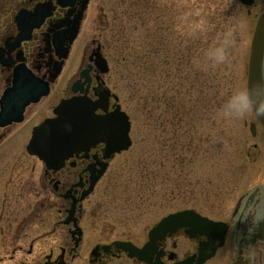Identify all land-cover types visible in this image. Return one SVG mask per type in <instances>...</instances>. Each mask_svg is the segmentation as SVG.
Here are the masks:
<instances>
[{"label":"flooded vegetation","instance_id":"af4514ba","mask_svg":"<svg viewBox=\"0 0 264 264\" xmlns=\"http://www.w3.org/2000/svg\"><path fill=\"white\" fill-rule=\"evenodd\" d=\"M95 1L0 0V264H264V52L261 86L252 94L258 113L248 91L250 51L259 23L264 27V0H226L230 13L240 16L234 49L244 45L246 54L243 152L231 166L237 177L224 192L228 200L202 214L223 223L224 236L220 239L215 228L203 233L192 215L149 247L154 226L134 233L111 223L110 186L121 154L105 159L106 145L99 143L56 168L53 157L48 163L38 154L39 143H31L34 130L56 118L57 105L75 95L77 81L82 85L76 95L93 101L107 85L90 59L95 49L103 54L97 37L82 49L74 68L70 55L59 58L76 47L79 38L70 43L73 27L79 25V37L88 29ZM261 42L264 49V28ZM85 68L90 82L80 76ZM211 89L214 95V81ZM116 104L111 97L108 110L96 113L113 112ZM104 164L106 172L87 195ZM189 209L201 212L196 205L174 212ZM126 243L143 251L136 255Z\"/></svg>","mask_w":264,"mask_h":264},{"label":"rangeland","instance_id":"374dc122","mask_svg":"<svg viewBox=\"0 0 264 264\" xmlns=\"http://www.w3.org/2000/svg\"><path fill=\"white\" fill-rule=\"evenodd\" d=\"M180 1L183 0H176V2L163 0L156 4L147 3L140 10L139 5L136 8L132 4L131 29L139 39L142 40L143 38V34L141 35L142 26L146 30L148 22H143L146 18L145 11L150 14L155 11L158 14L161 12L166 20L164 30L168 36L166 45L170 40L173 44L179 41L183 49H192L191 58L189 59L187 56L185 58L187 63L190 62V68L193 72L191 79L195 83L196 81L197 83L201 82V85L204 83L200 93L192 92L190 103H188L187 96L181 93L180 103H183L181 110H186L181 117L182 127L178 135L181 133L191 136L193 156L189 154L186 158L187 161L179 166L176 162L172 164L170 160L171 158L175 161L177 156L176 152L170 148L169 140L166 142L165 133L158 131L155 133L150 126L147 129L145 126L141 127V120L144 117L139 119L134 117L133 119V115L130 113L133 145L128 152L118 157L117 169H115L117 174L112 180V186H110V196L111 223H118L117 225L121 230H129L134 233H142L163 216L186 206L196 205L203 214H208L210 207L215 209L222 207L228 200L224 192L229 186V182L237 177L231 174V166L241 160L243 152V113H237V110L242 109L244 111L245 109L241 103V97L246 76V54L244 45L238 47L237 51L234 49L240 16L237 14L231 18L226 16L230 9V3L226 0H216L217 3L215 4L221 11L222 42L225 37L222 63L218 65L215 63L216 56L214 58V54L209 52L208 22L207 18L203 17L205 15L201 5L193 3L191 10L196 12L197 17L190 18L184 11L185 4L180 3ZM93 5L96 10L89 15L86 25L88 29L82 32L73 50L69 62L72 68L77 65L81 58L82 49L85 45L89 44L91 38L98 35L94 29L98 21L96 16L99 7H105L110 17V27L113 25V20L115 22L117 15L120 17V6L124 5L125 10L128 8L126 4H119V0H96ZM100 15L102 17V12ZM184 18L186 21L183 20ZM181 19L183 20L182 25ZM98 25L102 26L101 22ZM149 28L151 32L153 29L152 22L149 23ZM167 29L174 33L171 39ZM106 34H109V31ZM149 41L152 44V40L149 39ZM108 50L109 46L106 47V52ZM158 55V50L154 49L153 56L158 57ZM154 58L148 59V63L151 62L152 66L155 62ZM212 60H214V64L211 65ZM193 74H195L194 77ZM211 76L216 93L219 85H225L221 93L224 94L225 90L228 92V98L226 97L227 99L224 100L223 97L218 109L216 107L213 109L208 92V82L211 81ZM114 78L115 73L111 71L107 80L109 82L110 79L113 83ZM121 103L127 105L126 99H123ZM213 120L214 133H212L211 126ZM187 129V133L182 132ZM157 134L161 136L158 146L153 141L154 137L157 140ZM210 135L211 139L214 138L212 150L210 146L212 147L213 144L209 141ZM169 137L170 135H168V139ZM165 142L168 146V157L165 159L166 163L163 162L166 169L159 170V157L163 147L161 145H164ZM171 145H175V143ZM180 152L182 153V151ZM150 163L155 168V177L148 168ZM180 168L185 169V178L183 177L181 180L186 179L185 184L188 185V189L185 188L187 186L181 187ZM145 171L149 179L148 190L147 187H144ZM238 179L239 177L236 180Z\"/></svg>","mask_w":264,"mask_h":264},{"label":"trees","instance_id":"16d2710c","mask_svg":"<svg viewBox=\"0 0 264 264\" xmlns=\"http://www.w3.org/2000/svg\"><path fill=\"white\" fill-rule=\"evenodd\" d=\"M189 1V0H188ZM132 0H119V4H126L128 8L121 5L120 17H116L113 22L111 32L105 36V40L109 42V56L115 64V71L118 77L119 94L128 102L126 107L137 119L144 117L141 120V126L147 124V116L151 109L155 113V125L168 130L170 135V144L178 145V131L180 130L181 93L188 98V103L191 101V91L194 86V81L191 79L192 71L190 62L185 61L186 56L190 59L192 49L182 48L180 42L174 43L170 40L167 43V32L165 30L166 20L155 11L148 13L145 11L146 18L143 20L146 23V30L142 26V40L131 29V14ZM162 0H137L133 5L139 10L147 3L156 4ZM201 5L204 18L208 22V44L211 37L216 40V53H220V38L218 39V10L213 9L211 0H201ZM198 5V6H199ZM193 5L187 3L184 5L185 13L194 18L196 12L191 10ZM197 17V16H196ZM183 20L186 21V18ZM182 20V21H183ZM192 20V19H191ZM199 20V19H198ZM153 25L150 32L149 23ZM171 26V25H169ZM173 27V26H172ZM171 28V27H169ZM170 34V39L174 34L167 29ZM152 40L154 49L158 50V57L153 56L150 52V41ZM148 43V44H147ZM150 57H155L153 66L148 63ZM195 74H193L194 77Z\"/></svg>","mask_w":264,"mask_h":264},{"label":"water","instance_id":"95a60500","mask_svg":"<svg viewBox=\"0 0 264 264\" xmlns=\"http://www.w3.org/2000/svg\"><path fill=\"white\" fill-rule=\"evenodd\" d=\"M77 31L78 29L73 28L70 38L71 41H73L77 36ZM256 40L257 42L253 45L252 49L249 72L250 85L252 86V90L254 92L258 91V83L261 78V61L263 55V49L260 46L259 38H257ZM96 63L99 65L103 72L108 71V66L105 59L98 57ZM84 108H87V110H83ZM118 108L120 109V107ZM92 110L93 107L83 102L82 99L67 102L62 107V109L58 111L59 118L55 122L46 124V126L39 128L36 137L39 139H43L48 138V136H50L51 134L52 140L55 138L54 148L58 152L64 149L67 145L69 147L75 148L82 138H85L87 144H90V141L92 139L88 137V134H93L94 131L82 128V126L84 124L92 123L91 117H89V112L91 113ZM112 118H115V120H113ZM108 123L109 125H113L112 130H110V132L113 133V136L103 139L104 137L100 135L101 133H98V136L100 138H97V141H106L108 144V152H110L111 154L127 150L131 145V141L129 139L131 124L126 113L119 110L117 114L109 116L106 119H100V121L98 119L94 120V124L106 125ZM114 129L116 130L114 131ZM103 130H106V128H103ZM96 136L97 133L95 134V137ZM181 215L182 214L171 215L164 219L159 224V226L152 231V235L161 234L163 236L164 234H166V232L175 230L182 224H180Z\"/></svg>","mask_w":264,"mask_h":264},{"label":"clouds","instance_id":"9594fccd","mask_svg":"<svg viewBox=\"0 0 264 264\" xmlns=\"http://www.w3.org/2000/svg\"><path fill=\"white\" fill-rule=\"evenodd\" d=\"M237 113H243V110L242 109L237 110Z\"/></svg>","mask_w":264,"mask_h":264},{"label":"snow or ice","instance_id":"6c2138e0","mask_svg":"<svg viewBox=\"0 0 264 264\" xmlns=\"http://www.w3.org/2000/svg\"><path fill=\"white\" fill-rule=\"evenodd\" d=\"M113 120H115V118H112ZM116 129H114V131H115Z\"/></svg>","mask_w":264,"mask_h":264}]
</instances>
